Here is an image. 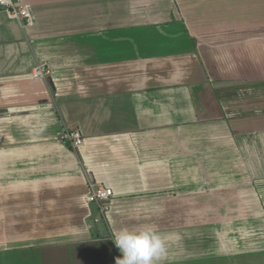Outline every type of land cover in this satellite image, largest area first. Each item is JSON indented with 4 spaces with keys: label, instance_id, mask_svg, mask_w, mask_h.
<instances>
[{
    "label": "crops",
    "instance_id": "0c3cea01",
    "mask_svg": "<svg viewBox=\"0 0 264 264\" xmlns=\"http://www.w3.org/2000/svg\"><path fill=\"white\" fill-rule=\"evenodd\" d=\"M16 1L33 23L0 8V264H110L144 226L179 234L160 264H264V240L216 228L264 226V0Z\"/></svg>",
    "mask_w": 264,
    "mask_h": 264
},
{
    "label": "clouds",
    "instance_id": "9594fccd",
    "mask_svg": "<svg viewBox=\"0 0 264 264\" xmlns=\"http://www.w3.org/2000/svg\"><path fill=\"white\" fill-rule=\"evenodd\" d=\"M179 239V234H161L154 226L139 230L122 229L114 234L113 239L121 252L116 264H160L167 256L166 245Z\"/></svg>",
    "mask_w": 264,
    "mask_h": 264
},
{
    "label": "built area",
    "instance_id": "2783aa9c",
    "mask_svg": "<svg viewBox=\"0 0 264 264\" xmlns=\"http://www.w3.org/2000/svg\"><path fill=\"white\" fill-rule=\"evenodd\" d=\"M0 8L5 11L10 19L19 20L23 26L33 23L32 12L26 3H20L16 0H0ZM44 74V64L35 65L31 70V75L36 78L42 77ZM61 138L75 150L84 142V138L78 130L64 131ZM113 198L114 193L111 187L101 183H89L85 200L88 203H94L102 216L107 214ZM110 264H116V260Z\"/></svg>",
    "mask_w": 264,
    "mask_h": 264
},
{
    "label": "rangeland",
    "instance_id": "374dc122",
    "mask_svg": "<svg viewBox=\"0 0 264 264\" xmlns=\"http://www.w3.org/2000/svg\"><path fill=\"white\" fill-rule=\"evenodd\" d=\"M217 213L219 215L220 211H217ZM258 218V213L256 211L240 210L235 212L231 218L227 217L225 219H221L220 225L216 227L217 232H229V236L232 238H229V241L230 239L233 240L234 244L240 237V246L247 248L248 251L252 250L251 247H255L257 249L258 247L263 246V244L260 245V243L264 240L263 238H260V232H262L261 229H263L264 226L258 223ZM262 255H264V253ZM211 263H214L213 259L211 260ZM221 263L222 262L218 259L217 264Z\"/></svg>",
    "mask_w": 264,
    "mask_h": 264
}]
</instances>
